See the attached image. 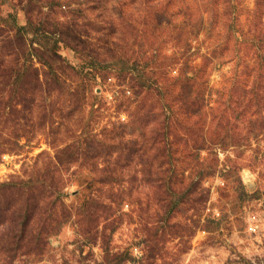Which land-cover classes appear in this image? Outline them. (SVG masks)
Segmentation results:
<instances>
[{"label":"rangeland","instance_id":"1","mask_svg":"<svg viewBox=\"0 0 264 264\" xmlns=\"http://www.w3.org/2000/svg\"><path fill=\"white\" fill-rule=\"evenodd\" d=\"M0 264H264V0H0Z\"/></svg>","mask_w":264,"mask_h":264}]
</instances>
